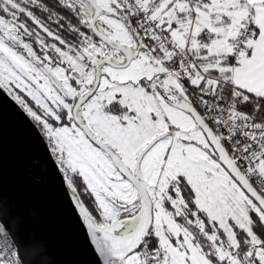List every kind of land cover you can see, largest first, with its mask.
Masks as SVG:
<instances>
[{
    "label": "snow or ice",
    "instance_id": "snow-or-ice-1",
    "mask_svg": "<svg viewBox=\"0 0 264 264\" xmlns=\"http://www.w3.org/2000/svg\"><path fill=\"white\" fill-rule=\"evenodd\" d=\"M4 100L48 163L0 144V264H67L57 192L88 264H264V0H0Z\"/></svg>",
    "mask_w": 264,
    "mask_h": 264
},
{
    "label": "water",
    "instance_id": "water-1",
    "mask_svg": "<svg viewBox=\"0 0 264 264\" xmlns=\"http://www.w3.org/2000/svg\"><path fill=\"white\" fill-rule=\"evenodd\" d=\"M0 144L6 190L23 182L25 165L29 177L45 170V154L35 146L19 111L7 100L0 104ZM37 208L31 225L33 245L47 242L52 259L88 264L91 256L83 246L79 221L65 198L57 192L52 200L40 202Z\"/></svg>",
    "mask_w": 264,
    "mask_h": 264
}]
</instances>
